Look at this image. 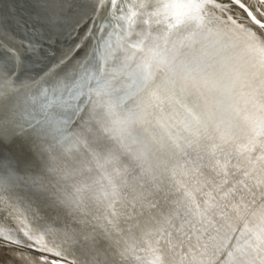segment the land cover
I'll use <instances>...</instances> for the list:
<instances>
[{
	"label": "snow or ice",
	"instance_id": "1",
	"mask_svg": "<svg viewBox=\"0 0 264 264\" xmlns=\"http://www.w3.org/2000/svg\"><path fill=\"white\" fill-rule=\"evenodd\" d=\"M0 10L5 248L40 264H264V0Z\"/></svg>",
	"mask_w": 264,
	"mask_h": 264
},
{
	"label": "bare ground",
	"instance_id": "2",
	"mask_svg": "<svg viewBox=\"0 0 264 264\" xmlns=\"http://www.w3.org/2000/svg\"><path fill=\"white\" fill-rule=\"evenodd\" d=\"M161 2H166V0H161ZM194 55H198V53H189L186 58H191ZM40 261L41 258L34 252L21 251L18 248H5L0 243V264H40Z\"/></svg>",
	"mask_w": 264,
	"mask_h": 264
},
{
	"label": "water",
	"instance_id": "3",
	"mask_svg": "<svg viewBox=\"0 0 264 264\" xmlns=\"http://www.w3.org/2000/svg\"><path fill=\"white\" fill-rule=\"evenodd\" d=\"M17 2L18 3L22 2L24 4H28L29 3V0H17ZM0 3H3V0H0ZM0 14H3V10H0ZM5 27L8 28V29H10V30H12V31H14L17 36L20 35L19 32H16L15 31V24L11 20H8L6 22ZM0 40H2L5 44L11 45V41H9L7 39V37L4 36V35H0ZM210 68H212V69H210ZM208 69H209L208 70L209 72H214V73L220 74V78L222 79V81L224 83H227L228 82V80L230 78V75H231L230 68L221 69L220 66H219V64H217L216 62H214V63L210 62V67Z\"/></svg>",
	"mask_w": 264,
	"mask_h": 264
}]
</instances>
